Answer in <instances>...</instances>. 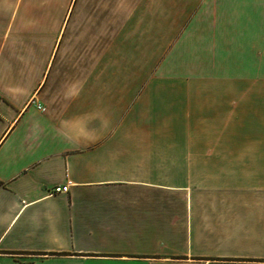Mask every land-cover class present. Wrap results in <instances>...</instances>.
Here are the masks:
<instances>
[{"label":"crops","instance_id":"1","mask_svg":"<svg viewBox=\"0 0 264 264\" xmlns=\"http://www.w3.org/2000/svg\"><path fill=\"white\" fill-rule=\"evenodd\" d=\"M0 264H264V0H0Z\"/></svg>","mask_w":264,"mask_h":264},{"label":"built area","instance_id":"2","mask_svg":"<svg viewBox=\"0 0 264 264\" xmlns=\"http://www.w3.org/2000/svg\"><path fill=\"white\" fill-rule=\"evenodd\" d=\"M37 109L40 111H44V108L40 105H37ZM68 185L62 186V187H57L54 189L55 193H66L68 191Z\"/></svg>","mask_w":264,"mask_h":264}]
</instances>
